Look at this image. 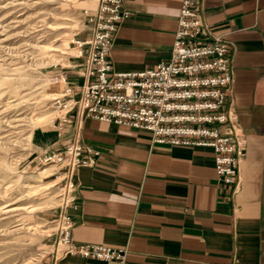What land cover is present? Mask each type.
<instances>
[{"label": "crops", "instance_id": "crops-1", "mask_svg": "<svg viewBox=\"0 0 264 264\" xmlns=\"http://www.w3.org/2000/svg\"><path fill=\"white\" fill-rule=\"evenodd\" d=\"M204 4L213 32L236 46L232 107L247 140L240 190L235 202L226 199L212 148L153 143L147 131L85 118L82 140L101 154L76 170L73 238L125 248V264H264V0ZM181 6L182 0H125L130 14L109 56L114 71L139 72L167 61ZM81 7L89 19L97 4L81 0ZM90 29L88 21L79 39L89 38ZM78 49L76 57L87 52ZM68 65L69 72L81 71ZM70 78L73 88L82 82ZM75 90L65 99L77 97ZM55 124L32 131L36 158L70 142L69 131L60 133ZM45 261L120 264L77 255Z\"/></svg>", "mask_w": 264, "mask_h": 264}, {"label": "built area", "instance_id": "built-area-1", "mask_svg": "<svg viewBox=\"0 0 264 264\" xmlns=\"http://www.w3.org/2000/svg\"><path fill=\"white\" fill-rule=\"evenodd\" d=\"M95 1L97 8L88 19L91 34L75 41L79 48L87 47L77 56L82 82L73 88L68 74L58 78L65 90L56 103L64 113L55 118V126L60 133L69 131L71 140L62 151L38 156L41 164H52L62 173L52 263L67 255L120 264L127 258L125 248L78 244L73 238L70 210L77 207L76 170L92 165L101 154L82 140L87 117L147 131L153 143L212 148L219 180L231 202L242 182L247 140L232 107L236 46L213 32L204 0H182L170 58L139 72L114 71L109 57L119 24L130 14L125 0ZM73 90L78 96L65 99Z\"/></svg>", "mask_w": 264, "mask_h": 264}, {"label": "rangeland", "instance_id": "rangeland-1", "mask_svg": "<svg viewBox=\"0 0 264 264\" xmlns=\"http://www.w3.org/2000/svg\"><path fill=\"white\" fill-rule=\"evenodd\" d=\"M81 0H0V264L51 258L62 173L34 153V128L64 111L61 74L80 60ZM77 68H80L77 66ZM81 69V68H80Z\"/></svg>", "mask_w": 264, "mask_h": 264}]
</instances>
